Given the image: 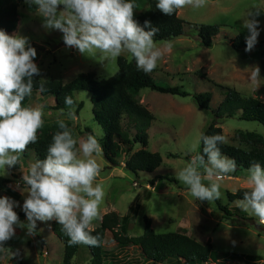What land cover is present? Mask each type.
<instances>
[{"label": "rangeland", "instance_id": "1", "mask_svg": "<svg viewBox=\"0 0 264 264\" xmlns=\"http://www.w3.org/2000/svg\"><path fill=\"white\" fill-rule=\"evenodd\" d=\"M150 1L138 0L139 7L134 9V19L137 22L138 17L148 10ZM253 5L264 6V0H207L202 9L194 10L191 6H185L179 10L180 18L186 22L185 33L171 41V52L159 61L152 76L159 85L179 87L189 95H166L149 89L140 93L141 103L155 116V121L148 130V149L159 153L163 164L152 174L141 173L135 176L124 167L129 156H123L120 167L112 168L102 152L97 157L101 172L96 182L104 186L105 197L99 209L101 219L93 222L92 229L101 226L106 214L115 212L122 218L137 204L140 210L128 223V237L142 236L145 218H149L153 229L159 234L182 232L202 244L211 242L215 256L237 253L260 257L264 264V223L248 212H245L248 214L246 219L227 218L218 205L221 204L229 210L240 207L238 201L230 202L228 194L248 190L244 171L236 168L235 172L219 178L222 196L211 202L195 199L176 178V173L195 154L191 148L199 134L213 121L212 111L217 110L223 103L224 88L234 89L245 98L258 99L264 103V47L259 45L264 40V10H260L261 14L256 17L260 21L261 32L254 48L246 51V48L235 50L233 47L235 39L241 36L245 40L249 34L242 27L243 21L240 18ZM251 11L255 13L258 9L253 8ZM20 14L19 28L15 34L28 37L31 45L35 47V62L40 68L37 79L42 84L67 85L85 74H93L98 80L108 79L117 73L119 58L134 61L126 52L118 58L101 61L99 56H86L75 48L65 46L63 34L58 30L45 29L42 19L36 16L35 9L29 8L24 0ZM202 25L221 27L211 48L205 47L199 37ZM255 68H259V78L252 77ZM204 75L207 76L206 79L203 78ZM200 93L213 94L212 110H202L197 106L194 95ZM74 96L77 104L84 103V106L81 111L75 107L71 118H68L67 111L61 116V111L51 109L55 106L54 99L37 95L30 104L45 105V127L52 128L57 125L58 119H65L78 140L87 136V129L102 130V140L105 131L94 118L91 96L85 92L76 93ZM217 123L226 137L225 144L229 146L249 150L255 146L241 143L240 134L257 133L264 136L262 125L241 120L238 112L232 117L226 114ZM124 125L127 126V121ZM134 132L132 130L131 134ZM139 149L141 146H137L135 151ZM196 150L201 151V146ZM35 159H38L35 152L24 151L21 154L20 164L8 170L7 175L1 176L10 179L11 183L8 185L9 190L0 193V196L10 197L20 205L23 204L24 196L20 191L24 187L22 176L27 174L30 163ZM151 181L155 182L154 185L150 184ZM14 210L23 213L20 207ZM20 220L27 223L26 217ZM52 223L53 221L38 222L37 234L33 236H28L26 229L17 227L15 236L4 243L6 248L2 263L62 264L64 244L54 235ZM105 250L117 255V259L120 258L122 262L117 263L112 258L107 264H124L138 259L141 255L133 246L119 248L111 233L106 234ZM91 263L90 251L86 245L80 244L73 264ZM129 264L138 263L132 261ZM210 264H214L213 261Z\"/></svg>", "mask_w": 264, "mask_h": 264}, {"label": "clouds", "instance_id": "2", "mask_svg": "<svg viewBox=\"0 0 264 264\" xmlns=\"http://www.w3.org/2000/svg\"><path fill=\"white\" fill-rule=\"evenodd\" d=\"M24 3L35 9L45 29L63 34L65 46L86 56H99L101 61L126 52L135 60L138 70L149 74L173 48L171 41L155 39L159 29L151 21L145 20L140 25L134 19L138 0H24ZM206 3L207 0H156L155 6L165 16H172L185 6L199 10ZM253 8L258 11L253 13ZM260 10L264 6L253 5L240 18L249 33L245 38L246 51H251L258 42L261 27L256 17ZM36 57L37 51L28 37L0 29V176L20 164L21 154L29 144L37 142V132L45 123V105L23 103L32 95L35 77L40 74ZM252 77L259 78V68L253 69ZM38 91H45L43 84ZM64 103L71 118L75 100L65 96ZM57 124L59 131L52 135L47 155L31 162L27 174L22 176L23 204L0 196V253L6 248L4 243L15 236L17 227L33 236L37 234L38 222L55 221L70 245L100 243L92 235V225L101 219L99 209L105 197L104 186L96 182L101 172L97 157L102 153V130H94L78 140L65 119H58ZM224 143L226 137L222 134H199L191 148L195 154L176 173L177 180L198 201L220 199L219 178L236 170V161L221 151L220 145ZM201 145L202 150L197 151ZM244 178L248 190L243 192L239 206L264 223V165L252 162L244 170ZM16 207L21 208L27 223L20 220Z\"/></svg>", "mask_w": 264, "mask_h": 264}, {"label": "trees", "instance_id": "3", "mask_svg": "<svg viewBox=\"0 0 264 264\" xmlns=\"http://www.w3.org/2000/svg\"><path fill=\"white\" fill-rule=\"evenodd\" d=\"M23 0H0V29L8 34H14L18 31L20 23V7ZM156 0H151L146 12L138 17L140 25L145 20L151 21L152 25L159 29L155 39L159 42L173 41L184 35V25L186 22L180 18L179 10L172 16H165L156 8ZM221 27L215 25H202L199 31V37L203 45L207 48L213 47L214 39L220 34ZM260 47H264V40L260 42ZM235 50L246 48V42L239 36L233 42ZM203 78H207L206 75ZM33 93L26 97L23 102L25 105L37 96L41 98H51L55 101V106L51 108L54 111H68L64 99L65 96H72L75 100V94L85 92L91 96L93 105V115L96 122L105 131V137L100 140L102 152L105 160L110 167L117 168L121 166L123 156H129L125 162V169L135 176L141 173L152 174L163 164L162 156L159 153L151 152L149 147L148 130L155 121L152 112L141 103L140 93L143 90L187 97L189 94L179 87H164L159 85L152 76V72L145 74L136 67L135 60L132 62L124 58L118 59L117 73L108 79L98 80L93 74L80 75L74 81L67 85L62 83L43 84L45 91L39 92L40 83L35 77ZM225 89V99L217 110H213L214 119L204 130L203 134L213 135L222 134L223 130L219 127L217 121L227 114L232 117L236 112L240 119L246 122H256L264 127V103L254 98H245L238 91L231 88ZM212 93H200L194 95L197 106L202 110H212ZM84 103L77 104L75 107L81 111ZM127 121V126L124 122ZM134 130V134H131ZM59 131L58 124L54 127L43 126L38 130V140L35 144H29L25 151L35 152L38 159H43L47 155V149L52 140V135ZM88 134L92 133L87 129ZM241 143L255 146L252 149L244 150L239 147L220 145L224 155L236 161L237 169L246 170L252 162H259L264 165V136L257 133L240 134ZM137 146L141 149L135 151ZM202 150V145H201ZM167 179V178H166ZM176 182L175 180H172ZM10 179L0 176V193L9 190ZM154 181L150 184L154 185ZM245 189L236 194H228L231 203L240 201L243 198ZM227 218L238 217L246 219L248 216L241 207H235L229 210L218 204ZM140 210L139 205H133L126 216L119 217L117 213H108L103 217L101 226L92 230V235L100 240L98 246H87L92 255L91 264H107L112 258L117 263H122L117 259V255L105 250L106 234L111 233L114 241L121 249L129 246L136 247L141 255L138 259L132 261L152 264H262V259L255 256H246L243 254H231L230 256L214 255L211 242L202 244L189 235L177 232L169 234H159L152 226V221L145 218V230L142 236L131 238L126 236L128 223L132 216H135ZM20 218H25L24 213H18ZM121 222L123 225H121ZM120 228V231L118 230ZM54 235L64 244V258L62 264H73L74 257L80 250V244L70 245L69 238L62 232L61 226L55 221L52 223ZM122 234H121V233ZM3 252L0 253V264L2 263ZM129 261L124 264H129ZM217 261V262H216Z\"/></svg>", "mask_w": 264, "mask_h": 264}, {"label": "crops", "instance_id": "4", "mask_svg": "<svg viewBox=\"0 0 264 264\" xmlns=\"http://www.w3.org/2000/svg\"><path fill=\"white\" fill-rule=\"evenodd\" d=\"M179 13H180V11H179Z\"/></svg>", "mask_w": 264, "mask_h": 264}]
</instances>
